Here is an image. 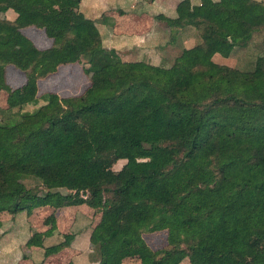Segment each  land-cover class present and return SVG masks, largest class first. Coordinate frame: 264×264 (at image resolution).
<instances>
[{
  "label": "trees",
  "instance_id": "obj_1",
  "mask_svg": "<svg viewBox=\"0 0 264 264\" xmlns=\"http://www.w3.org/2000/svg\"><path fill=\"white\" fill-rule=\"evenodd\" d=\"M78 3L0 0V10L15 12L0 18V88L8 107L21 93L34 96L37 78L55 70L54 60H83L90 71L79 95L50 97L20 120L0 122V211L75 202L97 207L99 219L88 235L96 264L126 256L139 264L183 258L189 264H245L236 251L221 250L215 237L264 242V45L249 69L212 56L226 57L250 39L264 1L250 8L232 1L218 13L202 3L194 12L188 0H179L175 16L165 17L170 32L190 25L200 44L182 49L171 69L114 58ZM24 26L41 28L51 45L14 47L13 33ZM6 64L23 71L21 86L5 84ZM117 159L124 162L114 170ZM26 177L39 185L27 186ZM52 227L27 242L41 245ZM154 230H164L167 243L156 251L141 237ZM199 230L210 240L195 241ZM70 238L63 234L61 241L41 245L43 253L67 246Z\"/></svg>",
  "mask_w": 264,
  "mask_h": 264
},
{
  "label": "crops",
  "instance_id": "obj_2",
  "mask_svg": "<svg viewBox=\"0 0 264 264\" xmlns=\"http://www.w3.org/2000/svg\"><path fill=\"white\" fill-rule=\"evenodd\" d=\"M81 1L79 0L78 9L84 16L93 20L100 36L102 48L118 60H140L171 69L176 67L174 65L177 63L175 58L173 61L174 65L170 64L172 60L171 54H173L171 48L173 46L180 47L183 50H190L200 44V39L195 29L190 25L178 27L173 33L170 32L165 17L171 18L175 16V5L179 0H84L82 8L80 7ZM188 1L194 12L197 11L198 5L202 3L218 13H224L228 10L232 1H237L242 6L250 8L253 3L264 0ZM98 11L101 13L100 15H97ZM1 12L2 17L10 19L15 16V12L10 8L1 10ZM85 12H90L91 15H85ZM95 18H98L99 23L95 21ZM263 27L264 14L259 26L253 28L250 39L243 45L234 46L230 53L223 58L230 59L231 54L236 49H245L246 53H250L249 51L252 50V53H250L252 54L251 63L249 65L251 66L255 55L262 52L264 45ZM41 32H43L42 29ZM103 33L105 34L104 39H102L101 35ZM44 37L51 41V38L45 34ZM217 55L219 54L215 53L212 58L215 59V56L218 57ZM228 65L232 66L233 64ZM63 207L60 206L54 210L53 221L49 222L47 227L42 225L43 216L40 219L41 224L32 226L30 214L36 213L38 209H40L39 211L51 210L48 205L38 206L29 214L23 211L13 214L4 213L3 210L0 211V264H56L58 262L60 264L63 260L62 253L64 255L65 249L67 247H75L76 240L81 243L85 237L82 234L83 227L79 226L80 224H75V228L71 225L75 223L77 218L74 213L72 214L71 224H67L63 220V217L66 218L67 216ZM51 226H53L52 230L41 238V245L43 246L50 244L48 243L50 239H59L66 229L74 231V236L69 246L53 254L45 255L41 245L29 244L27 238L31 234L42 232ZM76 249L69 257L66 256L67 261L64 264L68 261H72L73 264H96L94 259L89 258L88 252L84 254V260L81 249L77 247ZM52 255L53 259L51 258ZM60 256L61 258L57 259Z\"/></svg>",
  "mask_w": 264,
  "mask_h": 264
},
{
  "label": "rangeland",
  "instance_id": "obj_3",
  "mask_svg": "<svg viewBox=\"0 0 264 264\" xmlns=\"http://www.w3.org/2000/svg\"><path fill=\"white\" fill-rule=\"evenodd\" d=\"M83 4H84V0H82L80 3L81 8ZM99 11L97 15L101 14L99 13ZM85 15H91V14L90 12H85ZM0 18H3L1 10H0ZM95 21L99 23L98 18H95ZM101 35H102V39H104L105 34L103 33ZM13 45L16 48L33 46L38 49H45L51 45V41H48V39L44 37L43 32H41V28H37L34 26H24L14 31ZM171 50L173 51L172 52L173 54H171L172 60L170 61V64L174 65L173 61L175 58L178 57L179 53L182 51V48L173 46ZM249 52L252 53V50H250ZM250 53H246L245 49H236V51L231 54L230 59L223 58L222 56L217 55L218 57L215 56L216 60L215 59L214 60L223 62L225 64H233L232 66L235 65L234 67H237L239 69H249L251 67L249 65L251 63L250 59L252 57V54ZM54 63H55V70L49 72L48 74L42 77L37 78L36 91L31 99L27 98L25 94L21 93L17 99V103L11 107H8L5 102L6 91L0 88V122L4 124H12L20 120L21 118L33 113L39 106L44 104L50 97H65V96L79 95L88 85L90 71L87 69L86 64L83 60H80L79 62L64 63V64L62 63L60 64L56 60H54ZM184 73L185 72L182 71L176 75L182 77L185 75ZM4 81L5 84L11 89L21 86L24 82V73L23 71L19 70L13 65L6 64L4 66ZM123 162H124L123 159H117L111 165V168L114 170L118 169L121 166V164H123ZM24 182L27 186L39 185V180L34 177H26L24 178ZM59 190L61 192L67 191L64 188H59ZM80 196L84 198L85 194L83 192H80ZM33 209H31L28 213L25 211L23 212L29 214L30 212L33 211ZM55 209L52 208L51 210L45 209L44 211H39L40 209H38L36 213L33 214L31 213L30 214L31 225L34 226L35 224L36 225L41 224L40 223L41 216H43V219L48 214H52L53 216ZM63 209H65L64 213H66L67 215L66 218L63 217V220H65L67 224H71L72 214L74 213L77 218L75 219L76 220L75 223L71 225L73 226V228H75L74 227L75 224L78 225L80 224L79 226L83 227L82 234H84L85 237L83 238V241L81 243L80 241L76 240L75 247H67L69 246V244L67 246L62 247V248L65 247L67 248L65 249L64 255L62 253L63 260L61 263L64 264L65 261H67L66 256L69 257L72 253H74V251L77 250L76 247L81 249L83 253L82 256H84V260H85L84 254L88 252L89 258L94 259L96 262L94 256L95 253L91 249V245L88 241L87 236L91 232L92 227H94V225L97 223L99 219V209L97 207H92L86 204L85 202H75L68 205H64ZM3 211L4 213L7 212L8 214H11L6 210ZM18 213H20V211ZM43 219H42V223H43L42 225H46V227L49 222L53 221V219H51L50 221L48 220L45 222L43 221ZM63 234H70L71 238L69 240V243L72 242L74 231L72 232L66 229L65 232L60 235L59 239L48 240L49 241L48 243H50L48 245L61 241ZM223 234L225 237L224 236L219 237V235H216L215 237L216 242L218 243V246L221 250L236 251L238 257L240 259L245 260L246 262L245 264H264V242H261L258 245L250 244L246 240L236 243L230 241L232 240V238L229 237V235L225 233ZM141 237L143 241L146 243V245L152 251H156L167 246L166 234L164 230L142 231ZM228 237L231 239H229ZM210 238H211V234L202 230L196 231L194 234L195 241H209ZM48 245H44V247ZM62 248L58 249L56 252H58ZM53 253L55 252H51L47 254H53ZM51 258L52 259L54 258L53 255L51 256ZM60 258L61 256L58 257L57 259ZM56 264H59V262ZM111 264H139V260L137 259L136 256H126L120 259L118 262L114 261ZM177 264H189V262L187 258H183Z\"/></svg>",
  "mask_w": 264,
  "mask_h": 264
}]
</instances>
